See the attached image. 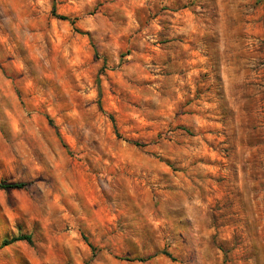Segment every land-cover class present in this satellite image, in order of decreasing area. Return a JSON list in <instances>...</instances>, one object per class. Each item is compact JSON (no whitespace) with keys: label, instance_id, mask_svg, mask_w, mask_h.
<instances>
[{"label":"rangeland","instance_id":"374dc122","mask_svg":"<svg viewBox=\"0 0 264 264\" xmlns=\"http://www.w3.org/2000/svg\"><path fill=\"white\" fill-rule=\"evenodd\" d=\"M0 181V264H264V0H0Z\"/></svg>","mask_w":264,"mask_h":264},{"label":"trees","instance_id":"16d2710c","mask_svg":"<svg viewBox=\"0 0 264 264\" xmlns=\"http://www.w3.org/2000/svg\"><path fill=\"white\" fill-rule=\"evenodd\" d=\"M54 12V11H53ZM57 19L61 21H70L67 17L65 16H56ZM71 24L74 23V21H70ZM137 145V144H135ZM24 187V184L22 183H7L5 181H0V190L8 191V190H15V189H21ZM17 241H24L27 244L31 245L32 244V239L30 235H19L16 238H11L10 240H4L1 244V246H7L10 243L17 242ZM167 257H170L169 254H165ZM143 261V260H141Z\"/></svg>","mask_w":264,"mask_h":264}]
</instances>
